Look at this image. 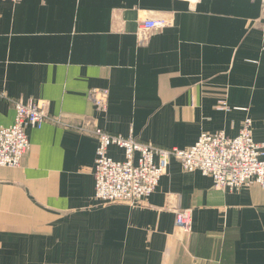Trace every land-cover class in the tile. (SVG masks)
I'll return each mask as SVG.
<instances>
[{"label":"crops","instance_id":"obj_1","mask_svg":"<svg viewBox=\"0 0 264 264\" xmlns=\"http://www.w3.org/2000/svg\"><path fill=\"white\" fill-rule=\"evenodd\" d=\"M146 17L171 24L139 36ZM94 87L109 89L106 114ZM0 90V127L16 99L46 100L49 114L27 127L21 165L0 167V264H264L261 185L218 188L172 158L144 204H104L91 133L187 148L203 132L235 137L250 118L264 142L260 0H0Z\"/></svg>","mask_w":264,"mask_h":264},{"label":"built area","instance_id":"obj_2","mask_svg":"<svg viewBox=\"0 0 264 264\" xmlns=\"http://www.w3.org/2000/svg\"><path fill=\"white\" fill-rule=\"evenodd\" d=\"M260 1L264 5V0ZM170 24L171 20L164 17H146L139 21L136 32L145 36L153 29ZM89 96L96 110L106 114L109 89L94 87ZM0 97H7L5 91L0 90ZM13 102L15 121L0 127V167L20 166L31 148L27 127L40 128L49 118L46 100L31 98ZM219 106L229 108L225 101ZM91 133L98 139L94 166L95 197L104 204H144L167 172L172 158L179 160L187 171L199 170L212 177L215 187L239 190L259 184L264 189V142L254 139L250 118L245 119L235 137L227 136L224 131L203 132L198 141L187 148L140 142L132 135L110 133L100 125H95ZM113 144L124 149V160H116L109 155V147ZM176 225L186 232L191 231L192 210L177 209Z\"/></svg>","mask_w":264,"mask_h":264}]
</instances>
